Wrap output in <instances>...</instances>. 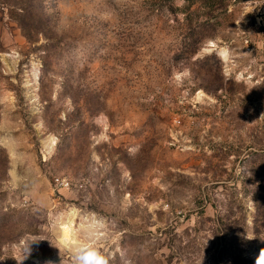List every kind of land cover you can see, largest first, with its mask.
Segmentation results:
<instances>
[{"label": "rangeland", "instance_id": "1", "mask_svg": "<svg viewBox=\"0 0 264 264\" xmlns=\"http://www.w3.org/2000/svg\"><path fill=\"white\" fill-rule=\"evenodd\" d=\"M87 252L259 264L264 0H0V264Z\"/></svg>", "mask_w": 264, "mask_h": 264}, {"label": "clouds", "instance_id": "2", "mask_svg": "<svg viewBox=\"0 0 264 264\" xmlns=\"http://www.w3.org/2000/svg\"><path fill=\"white\" fill-rule=\"evenodd\" d=\"M78 259L80 261V264H88V262L93 260L95 261V264H106V261L94 252H87L83 256H80ZM259 264H264V254H262Z\"/></svg>", "mask_w": 264, "mask_h": 264}, {"label": "trees", "instance_id": "3", "mask_svg": "<svg viewBox=\"0 0 264 264\" xmlns=\"http://www.w3.org/2000/svg\"><path fill=\"white\" fill-rule=\"evenodd\" d=\"M232 262H233V264H239V263L242 264V262H245V261H244V259H243V260H242V259L239 260V259H237V258H233V259H232ZM238 262H239V263H238Z\"/></svg>", "mask_w": 264, "mask_h": 264}]
</instances>
